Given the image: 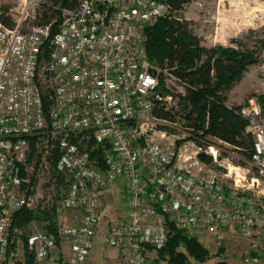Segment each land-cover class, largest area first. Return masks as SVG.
<instances>
[{
    "label": "built area",
    "instance_id": "obj_1",
    "mask_svg": "<svg viewBox=\"0 0 264 264\" xmlns=\"http://www.w3.org/2000/svg\"><path fill=\"white\" fill-rule=\"evenodd\" d=\"M31 3L24 0L13 28L0 22V264H17L13 218L31 207L35 174L48 171V159L66 178L57 212L69 211L72 223L27 237L33 264L86 263L104 218L103 196L117 179L126 213L108 222L104 239L119 264H165L157 254L174 228L189 238L211 234L218 248L241 240L243 263H264L262 106L251 100L237 111L252 139L250 163L226 159L220 174L217 148L153 116L156 102L174 110L183 91L146 53V29L175 12L166 2L80 0L62 10L54 34L55 22L22 29ZM46 131L56 138L55 161L43 144ZM83 134L102 145L104 170L87 143H76Z\"/></svg>",
    "mask_w": 264,
    "mask_h": 264
},
{
    "label": "trees",
    "instance_id": "obj_2",
    "mask_svg": "<svg viewBox=\"0 0 264 264\" xmlns=\"http://www.w3.org/2000/svg\"><path fill=\"white\" fill-rule=\"evenodd\" d=\"M51 1V5L42 6L35 24L55 22L52 27L54 34L61 21V11L75 9L80 0ZM163 1L172 11H179L191 0ZM56 5H60V8ZM0 22L7 28L14 27L15 22L8 7H0ZM146 32L148 58L161 54V67L174 75L183 86V91L175 94L177 108L168 110L164 104L156 102L153 116L174 123L181 120L182 126L190 129V138L197 144H207L205 138L216 139L250 156L252 139L245 131L246 121L237 112L241 106H228L227 101L229 92L241 81L247 69L260 62L264 38L254 36L255 32L249 30L242 37L231 40L229 47L207 49L191 34L186 23L167 18L159 19ZM87 147L96 165L104 170L102 145L91 138ZM57 157L58 152H54L53 161ZM205 161L208 159L205 158ZM39 215L23 208L14 215L13 228L24 229L30 221L42 219L49 221L46 231L56 233L53 217L46 211ZM207 256L208 251L196 237L189 238L175 228L170 231L166 245L158 251V259L165 264H192L191 260L202 263ZM28 264H33L31 256Z\"/></svg>",
    "mask_w": 264,
    "mask_h": 264
},
{
    "label": "rangeland",
    "instance_id": "obj_3",
    "mask_svg": "<svg viewBox=\"0 0 264 264\" xmlns=\"http://www.w3.org/2000/svg\"><path fill=\"white\" fill-rule=\"evenodd\" d=\"M32 1L31 6L23 12V14H27L25 21L22 23L23 30L35 23L42 6L52 4L51 0ZM24 5V0H0V7L9 8V14L14 22H17L22 16L21 12ZM56 7L60 8V5H56ZM167 19H177L186 23L191 34L199 39L202 47L207 49L219 46L229 47L232 45L231 40L242 37L249 30L255 32L254 36L264 38V0H191L181 10L175 11ZM162 55L165 56V54ZM148 59L154 66L158 68L162 66L161 54H153ZM169 84L174 87L171 82ZM176 91L177 89L174 87V92L176 93ZM228 98L230 103L233 104L232 106H244L249 101L254 100L264 110V48L261 52L260 62L247 69L241 81L234 86L231 93L229 92ZM175 107L177 108V105ZM181 124V120L177 121L174 130L176 128L180 132L184 131ZM158 126H166V124L159 123ZM45 134L43 144L47 145L50 151L58 152L56 138L52 137L49 131H46ZM181 136L189 138L190 131L187 134L182 133ZM90 139L89 134H83L76 138V143L84 148ZM205 140L208 142L207 144L213 145L219 151L220 157L215 164L218 173L221 174L225 171L226 159L235 165L250 163V156L244 154L241 150L220 143L216 139L205 138ZM47 161L48 171L39 170L35 174L33 187L28 195L32 202L29 210H32L38 216L44 211L48 212L53 217L56 228H59L72 223L69 211L57 212L58 201L64 193L66 178L62 174L54 173L49 164L52 163V159ZM208 161L211 162L210 159ZM124 194L123 180L117 179L107 188L103 196L102 211L104 218L89 256L90 264H119L118 257L107 246L104 238L108 222L115 218H121L126 213ZM48 224V220L34 219L24 229L14 228V239L20 250L18 256L14 259L17 264H28L30 260L24 239H27L34 232L46 231ZM197 240L206 248L208 256L202 263L191 260L192 264H217L221 262L244 264V244L241 240L228 239L220 248L215 246L211 234L202 233L197 236Z\"/></svg>",
    "mask_w": 264,
    "mask_h": 264
},
{
    "label": "crops",
    "instance_id": "obj_4",
    "mask_svg": "<svg viewBox=\"0 0 264 264\" xmlns=\"http://www.w3.org/2000/svg\"><path fill=\"white\" fill-rule=\"evenodd\" d=\"M234 88V87H233ZM233 91V89L230 91V93ZM227 105L228 106H232L233 104H231L230 103V99L228 98V101H227ZM66 248V245L65 244H63V249H65ZM112 249V248H111ZM113 250V252L116 254V256L118 257V254H117V251L115 250V249H112ZM91 252H92V250H91ZM91 252H90V255H91ZM89 255V256H90ZM118 262H119V258H118ZM85 264H90V258L88 257V259H87V261H86V263Z\"/></svg>",
    "mask_w": 264,
    "mask_h": 264
},
{
    "label": "water",
    "instance_id": "obj_5",
    "mask_svg": "<svg viewBox=\"0 0 264 264\" xmlns=\"http://www.w3.org/2000/svg\"><path fill=\"white\" fill-rule=\"evenodd\" d=\"M204 156L205 154L201 152L198 154V159L202 161L204 159Z\"/></svg>",
    "mask_w": 264,
    "mask_h": 264
}]
</instances>
